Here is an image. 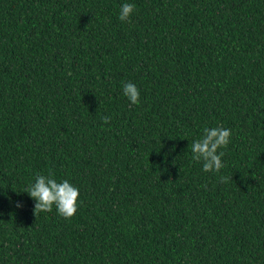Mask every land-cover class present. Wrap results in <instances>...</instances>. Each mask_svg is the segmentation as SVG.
<instances>
[{"label": "trees", "instance_id": "1", "mask_svg": "<svg viewBox=\"0 0 264 264\" xmlns=\"http://www.w3.org/2000/svg\"><path fill=\"white\" fill-rule=\"evenodd\" d=\"M49 172L70 219L23 191ZM0 264H264V0H0Z\"/></svg>", "mask_w": 264, "mask_h": 264}, {"label": "clouds", "instance_id": "2", "mask_svg": "<svg viewBox=\"0 0 264 264\" xmlns=\"http://www.w3.org/2000/svg\"><path fill=\"white\" fill-rule=\"evenodd\" d=\"M135 11V5L124 3L120 7L119 19L122 22L131 23V16ZM71 75V72H69ZM122 91L132 105L140 103V90L132 82L123 84ZM104 124L111 120L110 116L101 117ZM232 131L222 126L205 127L202 136L191 143L192 160L202 162L204 172L219 173L224 167L222 157L225 155L222 148H226L230 142ZM221 182H227L232 177H221ZM23 191L27 192L35 200L34 215L41 212H51L55 205L58 215L64 219H70L78 209L79 189L64 179L58 182L54 174H36L34 182L30 183ZM17 207H22L20 202Z\"/></svg>", "mask_w": 264, "mask_h": 264}]
</instances>
